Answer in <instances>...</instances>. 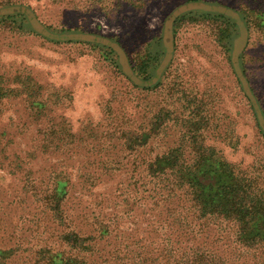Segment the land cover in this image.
I'll return each mask as SVG.
<instances>
[{
	"label": "rangeland",
	"instance_id": "rangeland-1",
	"mask_svg": "<svg viewBox=\"0 0 264 264\" xmlns=\"http://www.w3.org/2000/svg\"><path fill=\"white\" fill-rule=\"evenodd\" d=\"M208 154L264 201V0H0V264H253L174 184Z\"/></svg>",
	"mask_w": 264,
	"mask_h": 264
},
{
	"label": "trees",
	"instance_id": "trees-1",
	"mask_svg": "<svg viewBox=\"0 0 264 264\" xmlns=\"http://www.w3.org/2000/svg\"><path fill=\"white\" fill-rule=\"evenodd\" d=\"M227 37L225 35V39ZM225 51L229 52V48H225ZM157 60L156 57L149 56L140 64L147 69L149 63H156ZM139 70L143 72L141 68ZM164 160L165 157L158 156L153 164L163 163ZM202 160V165L194 166L192 169L183 166L169 168L174 173V184L180 183L176 179L181 180L182 186L179 185L178 188H185L183 195L188 196L187 191L190 192V198L183 196V201L187 202L186 207L194 208L195 216L198 218L204 216L229 218L235 225L233 231L235 241L242 244V248L254 252L251 254L254 258L253 264H264V201L251 204L241 201L239 194L235 195L237 179L231 173V166L212 154H208L207 158ZM182 208L185 209L182 202L175 207L177 211ZM167 254L174 258L171 264H222L220 260L215 259V254L207 249L182 250L175 247ZM183 257L186 259L185 262L181 260Z\"/></svg>",
	"mask_w": 264,
	"mask_h": 264
}]
</instances>
